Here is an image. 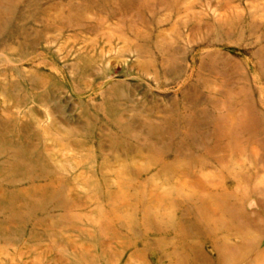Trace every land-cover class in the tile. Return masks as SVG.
<instances>
[{
	"label": "rangeland",
	"instance_id": "obj_1",
	"mask_svg": "<svg viewBox=\"0 0 264 264\" xmlns=\"http://www.w3.org/2000/svg\"><path fill=\"white\" fill-rule=\"evenodd\" d=\"M0 264H264V0H0Z\"/></svg>",
	"mask_w": 264,
	"mask_h": 264
}]
</instances>
